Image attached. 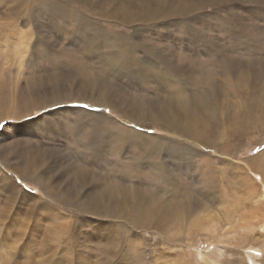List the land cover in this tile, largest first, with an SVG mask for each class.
I'll return each mask as SVG.
<instances>
[{"label":"rangeland","instance_id":"rangeland-1","mask_svg":"<svg viewBox=\"0 0 264 264\" xmlns=\"http://www.w3.org/2000/svg\"><path fill=\"white\" fill-rule=\"evenodd\" d=\"M122 9L103 27L129 78L107 41L0 0V264H264V0H192L147 26ZM179 94L216 105L198 135L144 110Z\"/></svg>","mask_w":264,"mask_h":264},{"label":"bare ground","instance_id":"bare-ground-1","mask_svg":"<svg viewBox=\"0 0 264 264\" xmlns=\"http://www.w3.org/2000/svg\"><path fill=\"white\" fill-rule=\"evenodd\" d=\"M70 1L72 0H36V3L42 9H44L43 13L49 18L60 17L62 19H67V23H69L70 26L72 23H74L76 25L75 29H77L78 31L80 28H82L85 32H91L94 38H101V41H107L108 43H110L112 51L115 52L111 53L110 57L106 60V65L109 68H115V74L119 76L123 75L124 77L129 78L133 73V63L128 54L123 52L121 41H124L125 38L119 36V33H115L114 35L110 36L112 32H107L106 30L108 20L105 17L114 16L115 19H117L116 12H119L122 8L117 9L115 7V0H105V2L103 3L95 4L90 2L89 0H74L76 5L72 4ZM126 1L127 6L122 9L123 12L121 14V17L128 14L127 17H130L134 21V23L138 22V24H140L141 26H147L149 23L158 24L159 20H163L169 17L174 18L175 16H178L180 14L182 8L188 5H192V0L187 3H183L181 0H139V4H132V0ZM131 10L134 11V13L131 12ZM104 22L106 23V29L103 27ZM145 48L151 56L157 57L158 54H156L154 48L150 47L148 44H145ZM86 50L90 51L89 53L91 54L93 53V49L91 48H86ZM148 67L156 73L158 80L162 83L163 86L173 84L180 85L184 81V78H182L181 76L174 75L172 73L166 72L163 76H160L155 71L153 65L150 62H148ZM141 74L143 77L145 76L144 72H141ZM94 88L95 87H91V90H94ZM86 97L87 96H84L85 99H87ZM89 97L90 98L88 100L92 102L102 105L106 104L105 102H103V99L99 97H95L94 95ZM186 98L187 97L185 95L183 96L182 94H179V96L177 95L176 100L173 98L172 100H167L170 106L171 104H173L171 107L168 108L167 111H157V105H149L147 109H143L145 110V112H149L153 115L149 116L154 121L158 122L165 120L167 123L166 126H168L171 130H177L180 133H183L186 131L188 132L189 128L190 132L193 135H198L201 133L200 125H202L203 123L205 124V122H207V112L211 109H215L216 105L214 104L211 98H208L205 101L203 100V102L206 103L205 106H200V104L197 105L194 103V101L187 103ZM100 99L101 101H99ZM114 101L111 99V101L107 102L106 105L113 107L115 105ZM63 102L67 101L63 100ZM200 102H202V100H200ZM152 109H155L157 112L153 114ZM118 111L120 112V109H118ZM216 116V111L211 114L212 119H214ZM126 117L132 119L131 116ZM112 126L117 131H119L120 129L124 130L125 128L121 125L119 126V124L117 123H114V125ZM172 148L173 147L171 146L170 149ZM179 210L180 209H178L177 212V209H175L176 215L182 213V211L179 212ZM186 210L188 211V209ZM159 212H161L163 215H168L169 217L170 214L173 212V209L170 208V203H166L164 206V210L160 208ZM180 219L182 220V217ZM208 264L213 263L211 261H208Z\"/></svg>","mask_w":264,"mask_h":264},{"label":"snow or ice","instance_id":"snow-or-ice-1","mask_svg":"<svg viewBox=\"0 0 264 264\" xmlns=\"http://www.w3.org/2000/svg\"><path fill=\"white\" fill-rule=\"evenodd\" d=\"M0 127H3L2 125H0Z\"/></svg>","mask_w":264,"mask_h":264}]
</instances>
